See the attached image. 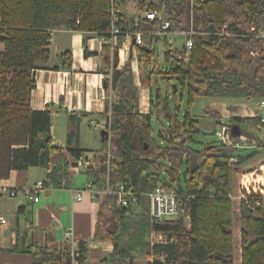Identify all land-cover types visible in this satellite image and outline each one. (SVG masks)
<instances>
[{"label":"trees","instance_id":"trees-1","mask_svg":"<svg viewBox=\"0 0 264 264\" xmlns=\"http://www.w3.org/2000/svg\"><path fill=\"white\" fill-rule=\"evenodd\" d=\"M126 1L121 0V6ZM180 3L152 0L151 8L168 14L171 23L168 34L190 31V22L182 26V11L178 15L174 12L180 6L190 10V3L188 0ZM193 13L192 27L196 33L193 49L189 52L183 46L180 50L167 51L166 71L155 60L152 44L137 47L142 86H149L151 91L149 114L133 111L139 88L134 83L131 62L118 69L116 51L112 78L106 86V93L109 96L111 93L113 100L108 126L110 139L103 150L95 153L100 168L89 171L100 185L104 184V165L110 146L116 157L114 187L126 184L134 186L137 192L151 193L161 186L192 195L191 225L187 229L183 222L152 224L144 200L140 207L122 208L116 205L114 197H106L101 200L93 241L113 242L112 264H129L134 253L155 258L152 264H234V211L229 199L232 176L236 168L257 154L238 156L234 163L231 160L236 150L221 144H210L202 150L191 148L189 145L199 133L197 121L187 115L179 119L181 108L177 100L187 93L188 110H191L198 98L230 102L264 99V50L258 56L253 55L257 48H264V40L259 38L264 32V0H197ZM119 19L118 26L123 32L121 14ZM158 25L157 21L141 20L135 31L156 32ZM60 28L94 32L108 38L109 0H0V182L8 180L13 171L43 167L48 170L45 188L68 189L71 185L69 164L52 163L62 149L54 145L51 111H33L30 105L34 89L32 72L38 62H48L52 32ZM204 33L206 39L201 36ZM70 66L66 63V67ZM146 73L147 82L143 78ZM172 96L176 105L173 114L169 110ZM206 114L217 121L222 119L213 111ZM85 116L90 115L71 117L80 122ZM154 118L161 126L158 140L153 137ZM166 121L168 128L164 127ZM260 123L259 118H233L230 126L250 135L240 127H258ZM69 153L78 159L83 155L79 149H71ZM163 174L169 181H162ZM241 220L242 264H264V211L242 203ZM155 232L165 233L169 238L177 236L179 242L151 246L146 237ZM123 237L129 240L124 245ZM48 244L44 247L31 244L22 253L29 254L33 264H73L68 243L59 252L51 251ZM78 250V261L86 264L89 242L79 243Z\"/></svg>","mask_w":264,"mask_h":264},{"label":"crops","instance_id":"crops-1","mask_svg":"<svg viewBox=\"0 0 264 264\" xmlns=\"http://www.w3.org/2000/svg\"><path fill=\"white\" fill-rule=\"evenodd\" d=\"M123 9L124 4L120 13L123 34L116 42L119 57L118 69H123L128 62H131L134 83L139 88L138 102L133 111L146 115L151 112V91L149 86H142L137 47L133 43L134 34L137 32L136 27L139 21L145 20V13L140 9L138 21L133 20L128 23L122 13ZM161 37L158 35L157 38ZM150 40L153 41V38ZM151 44L152 42L149 45ZM152 46L154 47L153 44ZM49 50L48 62H38L36 69L32 72L34 89L31 92L30 105L33 111H51L54 145L62 149V152L54 157L52 163L56 164L61 161L69 164L71 185L68 189L46 188L40 194L39 203H34L26 197L10 199L0 194V219L6 220L5 224L0 222V264H33V258L29 254L22 253L31 244L44 247L49 242L50 250L59 252L67 242L65 235L68 230L72 233V242L75 246L76 243L89 242L87 264H101L104 259H100L98 254L101 255V252L107 251L103 250V243L93 241L101 203L91 201L87 196H84L82 201H75L70 192L84 189L89 179L92 178L89 171L98 170L95 153L103 150L101 148L103 144L105 146L101 131L106 129L110 122V118L105 117L108 109L109 111L112 109V105L110 106L108 102L110 96L106 95V86L115 52L107 38L94 32H79L69 28L54 31ZM66 63L71 64L70 68L66 67ZM211 99H213L212 109L207 108L206 111L218 113L222 118L226 117L229 125L233 118H256L255 115L260 114L259 109L256 108V101H242L255 105L252 114L245 116L239 115V111H234L233 107L227 110L226 114L220 112L216 106L220 100L224 99ZM81 114L90 116L83 117L80 122H75L71 117ZM99 119L104 124L100 125ZM96 127L101 128L99 135ZM252 129L254 127L248 128L250 135H245L253 137ZM70 136H73L71 148L68 143ZM98 145H101L100 148H92ZM71 149L82 150L81 157L91 161L95 167H79L80 158L72 156L69 153ZM246 151H251L249 155L253 153L257 155L234 171L231 193L234 197L235 176L238 180V195L246 182L245 177L248 176L251 181L257 179L263 181L264 179V159L260 158L264 150L248 149ZM238 156L241 155L235 154L236 159ZM33 169L41 172L37 180L30 179V169L24 172L13 171L8 180L0 182V186L14 189L32 187L38 182L46 181L48 173L46 168ZM79 173L85 174L86 180L81 183L80 179L79 184L76 185L74 174ZM240 221L242 227L238 235L239 241L242 238L243 228L241 217ZM233 234L234 264H242V239L236 246L235 221L233 222ZM235 250H237L236 257ZM97 260L99 263H96Z\"/></svg>","mask_w":264,"mask_h":264},{"label":"built area","instance_id":"built-area-1","mask_svg":"<svg viewBox=\"0 0 264 264\" xmlns=\"http://www.w3.org/2000/svg\"><path fill=\"white\" fill-rule=\"evenodd\" d=\"M110 2V15H111V29L108 32L110 38L108 39L111 46L116 45L118 37L122 35V31L118 26L119 16L121 13V0H109ZM194 3H191L193 6ZM145 20H150L153 22H159L156 32H136L134 34V43L137 46H146L145 40L146 36L149 38H155L158 35L166 37L168 35L171 23L169 21L168 14L165 10L162 12L153 11V12H144ZM227 26V23H226ZM225 26V27H226ZM186 36V42L184 48L187 51H191L194 46L193 37L196 33L193 30V27L189 32H183ZM203 35V34H201ZM227 36H231L226 34ZM264 40V33L259 37ZM257 55V53H253ZM111 78V77H108ZM256 108L259 109L260 114L255 115L256 118H259L261 123L258 127H254L253 137H249L245 134H241L239 137H234L232 134V128L229 124L224 123L221 125L220 131L217 132L220 144L233 150H248V149H258L264 150V99L256 101ZM110 125V122L107 126ZM97 126V125H96ZM107 130L108 127L106 128ZM110 133V131H109ZM116 157L113 154L111 147H108L105 165H104V184L100 183L95 178L89 179L86 186L82 190H71L72 197L75 201H82L84 196H87L91 201H97L101 203V200L106 197H114L116 200V205L118 207L127 208V207H140L142 200L145 201V204L148 208L149 217L151 223L167 224L173 225L179 222L185 223L186 221H191V204L194 199L192 195L183 192H174L168 191L161 186H158L151 193H140L137 192L135 187L132 185L119 184L117 187L112 185L113 174L116 172V165L114 164ZM232 162L236 163L237 159L233 158ZM79 167H95L91 161L80 157L78 162ZM246 182L244 184L241 193L236 198L232 194L229 195V199L238 200L241 204L246 203L248 207L264 211V179L251 181L247 176L245 177ZM44 182H38L32 187H21L8 189L6 187H0V194L5 195L10 199L26 197L34 203H39L40 194L45 190ZM2 224L6 223V220L0 219ZM157 238L151 237L153 240L157 239L155 244H167L179 242L177 236L168 237L165 233H153ZM73 255V264H76L78 257L80 256L78 250V243L72 242V233L67 231L65 235ZM163 262L164 258H161ZM154 262V260H152ZM152 262V263H153ZM166 264V263H165Z\"/></svg>","mask_w":264,"mask_h":264},{"label":"rangeland","instance_id":"rangeland-1","mask_svg":"<svg viewBox=\"0 0 264 264\" xmlns=\"http://www.w3.org/2000/svg\"><path fill=\"white\" fill-rule=\"evenodd\" d=\"M190 3V10L188 9V7H181L177 10H175V14L178 15L179 12L178 11H182V26H187V24L190 22V29L193 26V20H194V13L193 10L196 7V3L197 0H188ZM204 1V0H202ZM181 0H177V5H181ZM191 3H194L193 6H191ZM152 5V0H127L126 3L124 4V9H123V15L125 16V20L130 23L133 20H135L136 22L138 21V18L140 16V9L143 12H153L155 11L153 8H151ZM190 18V19H189ZM190 20V21H189ZM255 30V28H253V31ZM182 31L178 30L177 33H171L167 36V40L164 39V37H161L160 39H158L157 37L153 38V41L150 40V38H148V36H146V40H145V44L147 46H149L150 42H152V44L154 45V50H155V60L159 63L160 66H162V71H166L168 69V66L166 64L165 61V54L167 51H171V50H180L183 48L187 36L184 33H181ZM54 32H52L53 35ZM264 33V32H263ZM262 33V34H263ZM261 34V35H262ZM260 35V36H261ZM203 38L206 39L207 35H205V33L203 35H201ZM110 38V35L108 34V38ZM156 40V41H155ZM109 42V41H108ZM134 43V42H133ZM111 45V44H110ZM134 46L136 47H144V46H137L134 43ZM113 47V46H112ZM114 49V57L113 60L111 62L110 68H111V73L110 75H108L109 77L112 78V73L114 70V59H115V55H116V51H118V49L116 48V45H114L113 47ZM264 50V48H257L256 52L257 54L260 53V51ZM258 56V55H257ZM174 64V63H172ZM135 70L137 71V67L135 68ZM139 74L140 76L142 75L140 69H139ZM137 73V72H136ZM109 78V79H111ZM144 80L147 82L149 77L146 74H144ZM142 79V78H141ZM161 84V82L159 83ZM154 90H156L158 87L155 86L156 82L154 79ZM162 87V84H161ZM181 92V90H180ZM2 93V92H1ZM162 97H166V92L164 91V89H162ZM106 95H109V93H106ZM173 96L171 97V101H170V112L173 114L175 112V101L173 100ZM187 99H188V94L184 93L182 97L179 96L178 100H177V105L180 106L181 111L180 113H178V117L180 120H183L184 117L187 115L189 117H191L192 120H196L197 121V126L199 129V133L196 134L194 136V143H191L189 146L195 150H202L204 148H206L208 145L210 144H220L219 138L217 136V132L220 131L221 125L224 123H227V118L223 117L221 120L217 121L215 118L209 116L206 114V109L211 107V103L213 102V99L211 98H198L196 100V104L194 106V108H192L191 110H188V105H187ZM108 102L110 103V106L113 103V100L111 98V93H110V99H108ZM109 106V107H110ZM231 107H233L234 111H239V115H251L252 111H254L255 105L253 103H246V102H227L224 100H220L219 104L216 106V109L220 112H223L226 114V111L229 110ZM108 117L111 119L112 118V113L111 111L108 112ZM110 121V120H109ZM99 122L101 123L100 125L104 124L102 123L101 119H99ZM219 125H218V124ZM153 127H154V132H153V137L158 140V134H159V130L161 129V126L159 125L158 121L156 118L153 119ZM164 127L168 128L169 124L166 122H164ZM93 128L95 129L94 125ZM241 130L247 131L248 128L245 125H242ZM97 129V134L99 135V132L101 131L100 127H96ZM109 131V130H108ZM102 145V144H101ZM101 145H98L97 147H92V148H100ZM102 149L104 148V144L101 147ZM249 153H251V151H246V150H236L234 152V154L236 155H249ZM264 159V154L262 153L261 157ZM87 160V159H86ZM93 161V160H92ZM98 163V161H97ZM96 165H98V169L100 166V163H98ZM30 179L31 180H37L40 177L41 172H37V169H30ZM246 170V169H245ZM183 172V171H182ZM74 179L76 182V185L79 184V180L81 179V183H83L86 180V176L83 173H79V174H74ZM162 181H169L168 176L165 174L162 175ZM181 181H184V177H183V173L181 174ZM173 186L175 188H179L177 183H173ZM7 188V187H6ZM234 188H235V197L237 198L239 195V191H238V180H237V176L234 177ZM11 189V188H8ZM5 196V195H4ZM7 197V196H6ZM16 199V198H15ZM232 205H233V211L235 214V234H236V246L239 245V232L240 229L242 227L241 225V221H240V217H241V206L239 207L240 203L238 200H234L232 201ZM240 208V210H239ZM150 218V217H149ZM151 221V220H150ZM190 221H186L184 223L185 228L189 229L190 228ZM116 229L115 225H113L111 227V230L114 231ZM151 237L157 238L156 235L153 233H150L147 237H146V242L148 244H150L152 246L153 243H157V239L153 240ZM184 240V239H183ZM123 245H124V241L128 242V238L123 237ZM102 244V248L103 250L107 251V252H101V255L98 254V257L100 259H107L106 261H104L101 264H112V260H113V253H114V245L112 241L106 240V241H101ZM105 248V249H104ZM101 250V249H100ZM70 254L72 253L71 249H69ZM237 255V250H235V257ZM73 256V255H71ZM80 257V256H79ZM78 257V258H79ZM85 257L88 258V254L85 255ZM74 258V257H72ZM133 261L128 262L129 264H152V260H154L155 258L153 257H146V256H142L140 254H133ZM77 263L76 264H80V262L78 261V259H76ZM99 260H97L96 263ZM156 261V259L154 260ZM87 264V263H86Z\"/></svg>","mask_w":264,"mask_h":264},{"label":"water","instance_id":"water-1","mask_svg":"<svg viewBox=\"0 0 264 264\" xmlns=\"http://www.w3.org/2000/svg\"><path fill=\"white\" fill-rule=\"evenodd\" d=\"M232 134H233L234 137H239L241 135V132H240V130L238 128L235 127L232 130ZM101 137H102V141L103 142L109 141V137H110L109 131L107 129H103L101 131ZM146 149H148V148L146 147ZM106 260L107 259H104V261H106Z\"/></svg>","mask_w":264,"mask_h":264},{"label":"bare ground","instance_id":"bare-ground-1","mask_svg":"<svg viewBox=\"0 0 264 264\" xmlns=\"http://www.w3.org/2000/svg\"><path fill=\"white\" fill-rule=\"evenodd\" d=\"M0 187H2V186H0Z\"/></svg>","mask_w":264,"mask_h":264}]
</instances>
